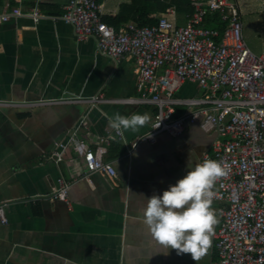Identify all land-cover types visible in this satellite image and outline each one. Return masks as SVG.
I'll return each instance as SVG.
<instances>
[{"label": "crops", "instance_id": "1", "mask_svg": "<svg viewBox=\"0 0 264 264\" xmlns=\"http://www.w3.org/2000/svg\"><path fill=\"white\" fill-rule=\"evenodd\" d=\"M68 1L0 0V9H35L42 15L38 21L19 16L0 24V103H7L0 105V206L7 218L2 223L0 217V264H195L190 254L169 250L165 255L166 249L146 232L141 213L146 198L162 195L187 174L189 164L195 167L204 153H212L218 135L195 124L180 136L163 133L155 143L133 147L150 131L155 107L92 99L140 96L135 59L117 62L101 53L94 37L78 40L73 26L61 19ZM189 1L168 0L170 6L159 19L168 17L184 26L192 16ZM237 3L241 17L242 11L264 13V0ZM101 4L108 24L113 26L118 16L123 20L117 29L136 24L132 0ZM255 31L256 38L243 33L245 42L254 53L264 54L261 19ZM202 94L191 82L176 92L178 98ZM116 113L152 117L139 132H124L110 141L104 159L114 165L116 178L93 172L92 184L83 179V151L68 148L63 161L52 156L56 144L68 143L73 134L85 137L92 148L115 135L109 118ZM60 177L72 182L68 202L51 199ZM216 207L213 203L212 209ZM216 218L213 232L220 225ZM211 241L200 264L216 258L213 234Z\"/></svg>", "mask_w": 264, "mask_h": 264}, {"label": "built area", "instance_id": "2", "mask_svg": "<svg viewBox=\"0 0 264 264\" xmlns=\"http://www.w3.org/2000/svg\"><path fill=\"white\" fill-rule=\"evenodd\" d=\"M101 1L69 0L61 19L73 26L78 40L94 37L109 58L117 62L134 58L141 94L114 100L101 95L92 101L155 107L150 131L137 138L133 147L155 143L163 133L180 136L195 124L207 133H217L212 153L202 156V163L212 159L228 166L227 175L213 189L220 225L213 232L216 258L211 264H264V54L254 53L245 42L237 0H191L195 12L184 26L161 17L150 26L129 24L119 29L103 20ZM212 12L221 14L227 23L224 30L204 26ZM19 16L36 21L42 17L35 9L25 13L5 6L0 9V24ZM186 82L196 84L203 94L178 98L176 92ZM122 136L108 134L92 148L85 137L73 134L68 143L56 144L52 156L63 161L68 148L83 151V179L91 183L93 172L114 179L117 171L104 157L110 141ZM71 185L58 178L51 199L68 202ZM0 217L7 223L3 206Z\"/></svg>", "mask_w": 264, "mask_h": 264}, {"label": "clouds", "instance_id": "3", "mask_svg": "<svg viewBox=\"0 0 264 264\" xmlns=\"http://www.w3.org/2000/svg\"><path fill=\"white\" fill-rule=\"evenodd\" d=\"M149 113L123 116L116 113L109 118V126L118 134L139 132L148 125ZM227 164L206 159L192 167L187 174L170 185L162 195L154 194L142 209V223L146 232L161 247L175 250L177 255L190 254L195 264L211 247L213 228L218 223L212 209L216 182L227 175Z\"/></svg>", "mask_w": 264, "mask_h": 264}, {"label": "trees", "instance_id": "4", "mask_svg": "<svg viewBox=\"0 0 264 264\" xmlns=\"http://www.w3.org/2000/svg\"><path fill=\"white\" fill-rule=\"evenodd\" d=\"M133 4L137 6L135 22L138 26H150L158 23L159 14L164 13L169 8L168 0H132ZM190 12L193 14L194 7L189 1ZM123 20V17L118 16L114 21L116 28L119 27V23ZM106 22V21H105ZM204 26L213 29L224 30L227 23L222 19L219 12L208 13L204 20Z\"/></svg>", "mask_w": 264, "mask_h": 264}, {"label": "rangeland", "instance_id": "5", "mask_svg": "<svg viewBox=\"0 0 264 264\" xmlns=\"http://www.w3.org/2000/svg\"><path fill=\"white\" fill-rule=\"evenodd\" d=\"M264 4V3H263ZM264 18V13L263 12H245L242 11V23H243V33H246L249 31V33L251 34L252 37L257 36V34L255 33V28L257 26V19H261V23L264 22L263 21Z\"/></svg>", "mask_w": 264, "mask_h": 264}]
</instances>
